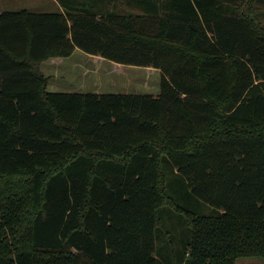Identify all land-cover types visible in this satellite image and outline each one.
Wrapping results in <instances>:
<instances>
[{
  "label": "trees",
  "instance_id": "1",
  "mask_svg": "<svg viewBox=\"0 0 264 264\" xmlns=\"http://www.w3.org/2000/svg\"><path fill=\"white\" fill-rule=\"evenodd\" d=\"M57 1L0 11V264L264 257V0ZM76 49L157 68L160 91L49 89Z\"/></svg>",
  "mask_w": 264,
  "mask_h": 264
},
{
  "label": "rangeland",
  "instance_id": "2",
  "mask_svg": "<svg viewBox=\"0 0 264 264\" xmlns=\"http://www.w3.org/2000/svg\"><path fill=\"white\" fill-rule=\"evenodd\" d=\"M27 7L33 10H57L56 0H0V11L4 9H18ZM258 17L264 24V12H258ZM43 69L50 75L49 89L51 90H83L97 92H132L154 93L160 91L159 69L148 68L139 65H122L99 55H92L81 49H76L70 57H58L43 64ZM169 183L173 182V174ZM177 191V188H173ZM184 203L186 197L180 199ZM188 205L197 208L190 200ZM213 206L203 203L198 209L204 212H212ZM163 210V211H162ZM160 214L165 221L164 226L157 228L163 231L161 235L156 233V241L160 250H166V244H170L171 252L175 256L183 252L184 245L181 230L185 227L184 215L172 210L168 206L161 207ZM159 249V248H158ZM172 260L175 259L172 257ZM236 264H264V257L243 256L236 260Z\"/></svg>",
  "mask_w": 264,
  "mask_h": 264
},
{
  "label": "crops",
  "instance_id": "3",
  "mask_svg": "<svg viewBox=\"0 0 264 264\" xmlns=\"http://www.w3.org/2000/svg\"><path fill=\"white\" fill-rule=\"evenodd\" d=\"M57 1V0H56ZM58 2V1H57ZM60 5H59V3H58V7H59ZM59 8H61V6L59 7Z\"/></svg>",
  "mask_w": 264,
  "mask_h": 264
}]
</instances>
